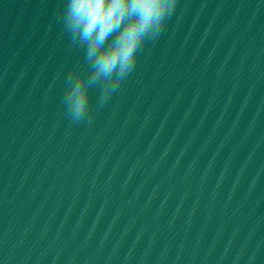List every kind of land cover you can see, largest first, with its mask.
Returning a JSON list of instances; mask_svg holds the SVG:
<instances>
[{
  "label": "clouds",
  "instance_id": "1",
  "mask_svg": "<svg viewBox=\"0 0 264 264\" xmlns=\"http://www.w3.org/2000/svg\"><path fill=\"white\" fill-rule=\"evenodd\" d=\"M180 0H60L57 20L82 63L63 76L60 104L73 125L92 123L159 39ZM98 89L95 108L91 92Z\"/></svg>",
  "mask_w": 264,
  "mask_h": 264
}]
</instances>
